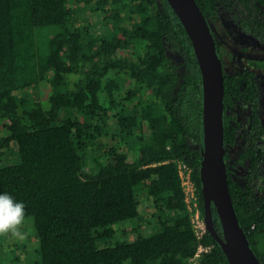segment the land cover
Listing matches in <instances>:
<instances>
[{"label":"trees","instance_id":"1","mask_svg":"<svg viewBox=\"0 0 264 264\" xmlns=\"http://www.w3.org/2000/svg\"><path fill=\"white\" fill-rule=\"evenodd\" d=\"M196 2L210 27L223 10L264 39V0ZM48 27L59 32L43 48ZM254 77L224 71L225 148L240 143L238 162L248 164L229 190L264 264ZM43 83L45 99L36 96ZM239 105L250 111L242 133L231 125ZM203 135L201 72L167 0H0V191L24 201L37 242L23 259L25 245L6 254L0 243V264H229L209 231L197 238L179 177V162L192 169L205 218ZM213 218L221 233L214 205ZM199 245L210 249L192 263Z\"/></svg>","mask_w":264,"mask_h":264},{"label":"water","instance_id":"2","mask_svg":"<svg viewBox=\"0 0 264 264\" xmlns=\"http://www.w3.org/2000/svg\"><path fill=\"white\" fill-rule=\"evenodd\" d=\"M185 28L197 58L203 85V144L200 179L205 222L229 264H261L250 247L230 194L225 162L224 70L216 41L196 0H167ZM213 205L221 233L215 229Z\"/></svg>","mask_w":264,"mask_h":264},{"label":"flooded vegetation","instance_id":"3","mask_svg":"<svg viewBox=\"0 0 264 264\" xmlns=\"http://www.w3.org/2000/svg\"><path fill=\"white\" fill-rule=\"evenodd\" d=\"M216 20L217 21L215 25L211 23V27L213 29V35L215 37L216 45H218L219 47V51H220L219 57L221 55V61H222L221 63L223 70L229 73L250 70L255 74L254 81L259 86L260 103H261L260 115L262 118V127L264 129V64L261 65H258L257 63L249 64L244 61V59L247 60L248 58L257 56L255 51L253 50L250 51L251 49L247 47L250 45H254V46H260L262 47V49H264V39H261L252 33L246 32L235 21L232 14H230L227 11L219 10ZM219 22L220 24H218ZM225 33H228V35L230 36L226 35ZM244 38L249 39L251 43H249V45H247L246 48H243L240 44H238L240 47L239 50L238 47L236 46L237 43L235 42L236 40H238L241 43H243ZM247 53L250 55H246ZM248 109L249 108L241 105H239L236 108H233L231 125L232 127L236 128L237 132L242 133L248 128L247 116H249L250 114V111H248ZM239 144L240 143L236 145L229 144L226 146L225 162L228 172V178L231 177L236 181H243V179L248 176V167H247L248 164L245 163L242 165L238 162L239 146H240ZM261 144L264 145L263 142ZM262 169L264 174V162L262 164ZM238 174H242V176L239 178Z\"/></svg>","mask_w":264,"mask_h":264},{"label":"rangeland","instance_id":"4","mask_svg":"<svg viewBox=\"0 0 264 264\" xmlns=\"http://www.w3.org/2000/svg\"><path fill=\"white\" fill-rule=\"evenodd\" d=\"M217 19V18H216ZM214 20V21H217V20ZM218 24H220V22L218 23ZM45 31V32H44ZM44 31H43V36L41 37V40H42V44H43V48L47 45V43H46V41H48L49 40V38L51 37V36H53L54 34H56V33H58L59 32V29H57V27H48V28H45L44 29ZM226 35H228V33H225ZM228 36H230V35H228ZM238 38V37H237ZM236 38V39H237ZM249 39H246V38H244L243 39V43H241L240 41H238V40H236V42L235 43H237V47H238V49L240 50V47H239V45L238 44H240L243 48H246L247 47V45H249V43H251V41L249 40ZM47 47V46H46ZM236 48V47H235ZM247 48H250L251 50L250 51H255L256 52V54H257V56H255V57H252V58H248L247 60L246 59H244V61L246 62V63H249V64H251V63H257L258 65H261V64H264V49H262V47H260V46H254V45H250V46H248ZM246 55H250V54H246ZM173 58H174V60L176 61V63H178V57L176 56V55H173ZM179 64V63H178ZM37 94H36V96L39 98V97H41L42 99H45V97L47 96V93H48V87H47V85H46V83L44 84H42V87H40V88H38L37 90ZM44 101H46V100H44ZM65 115H67V112L66 111H64V112H62V114H61V119L62 118H65ZM233 156V155H232ZM234 157V156H233ZM242 173V172H241ZM242 176V174H238V177L240 178ZM31 223H33V220H32V218H30V219H28ZM29 225V226H28ZM21 231L23 232V233H25V235H24V237L23 238H16V237H12L11 236V234H6V235H4V236H6V237H4V238H2L3 237V235H0V243H1V245H2V247H4L5 249V253L7 254V253H9L10 252V250H13V248H14V245L15 244H21V245H25V247H26V250L25 251H23V253H21V251L20 250H18V255H20L21 256V258L23 259L24 258V256H22V255H24V252H27V254L26 255H29L30 253H31V251H32V248L33 247H35V245H36V240H35V238H34V234H32V232L29 230V228H30V224H29V222H24L21 226ZM153 229H155V228H153ZM148 232H152V230L151 229H148L147 230ZM147 232V233H148ZM2 238V239H1ZM38 245V244H37ZM20 251V252H19ZM5 254V255H6ZM0 255H1V260H0V263H1V261H2V258H4L5 256H3L2 255V252L0 251ZM33 258L34 259H36V258H38V255H36V254H34L33 253ZM6 261L10 264V263H16V262H21V263H25L26 261L25 260H19V261H17V260H14V258H12V256H10L9 257V259H6ZM3 262V261H2Z\"/></svg>","mask_w":264,"mask_h":264},{"label":"built area","instance_id":"5","mask_svg":"<svg viewBox=\"0 0 264 264\" xmlns=\"http://www.w3.org/2000/svg\"><path fill=\"white\" fill-rule=\"evenodd\" d=\"M178 169H179V177L182 181V187L185 194V202L187 204L189 211L192 214V224L196 236L199 240H202V238L204 237V235L208 230H207L205 218L202 216L201 213V209L199 205V196L197 192V187L193 180L192 169L185 163H181V162L178 163ZM209 249H210L209 247L199 245L195 258L191 260L192 263H195V260H197L202 255V253L208 252Z\"/></svg>","mask_w":264,"mask_h":264},{"label":"clouds","instance_id":"6","mask_svg":"<svg viewBox=\"0 0 264 264\" xmlns=\"http://www.w3.org/2000/svg\"><path fill=\"white\" fill-rule=\"evenodd\" d=\"M25 203L8 191H0V234L23 238L21 225L25 221Z\"/></svg>","mask_w":264,"mask_h":264}]
</instances>
